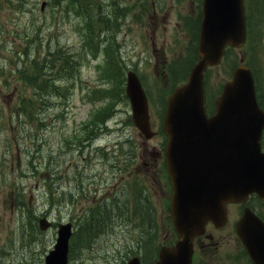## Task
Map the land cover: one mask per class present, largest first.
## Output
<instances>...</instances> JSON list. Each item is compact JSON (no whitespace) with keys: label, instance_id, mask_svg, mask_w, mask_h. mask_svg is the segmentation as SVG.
I'll list each match as a JSON object with an SVG mask.
<instances>
[{"label":"rangeland","instance_id":"1","mask_svg":"<svg viewBox=\"0 0 264 264\" xmlns=\"http://www.w3.org/2000/svg\"><path fill=\"white\" fill-rule=\"evenodd\" d=\"M150 1L0 0V264H45L59 222L75 227L69 264H124L175 240L170 190L146 164L160 136L146 139L131 124L125 76L130 69L143 76L155 121L197 58L183 31L176 41L170 32L157 38L160 12ZM156 3L174 8L175 21L193 9L190 0ZM254 6L250 46L208 71L211 99L242 58L264 99V0ZM104 200L111 210L99 214ZM257 207L264 213V203ZM95 210L89 231L86 213ZM43 216L51 229L40 228ZM207 233L212 248L200 264H248L232 223Z\"/></svg>","mask_w":264,"mask_h":264},{"label":"water","instance_id":"2","mask_svg":"<svg viewBox=\"0 0 264 264\" xmlns=\"http://www.w3.org/2000/svg\"><path fill=\"white\" fill-rule=\"evenodd\" d=\"M199 59L187 82L177 87L167 100L163 121L168 135L166 161L173 185L171 212L179 239L173 247H163L154 264H191L192 240L212 220L216 226L226 220L228 201H244L249 191L264 194V153L260 138L264 111L258 107L250 67L238 65L231 80L216 99V112L205 109L204 72L218 64L227 45H241L245 39L243 0H205ZM127 94L133 121L147 137L153 135L149 109L141 81L128 72ZM49 223L42 221V227ZM262 223L246 208L238 222V232L249 251L264 264L257 237ZM71 224H61L58 242L47 264H67ZM262 260V261H261ZM128 264H141L135 256Z\"/></svg>","mask_w":264,"mask_h":264},{"label":"flooded vegetation","instance_id":"3","mask_svg":"<svg viewBox=\"0 0 264 264\" xmlns=\"http://www.w3.org/2000/svg\"><path fill=\"white\" fill-rule=\"evenodd\" d=\"M203 0H201L202 3ZM152 5H153V10L152 12H154V14H156V17L158 16L159 12H160V16L159 18H156V21L158 23L157 27L162 26L163 31L160 33L161 36L158 38H161L162 41H166V36L167 33L170 32V34L173 37H179L180 33L183 31V34L180 38H183V40H187V41H198L199 38V30H200V21H201V13L199 12L198 14L195 13L194 17H190L189 21H193L194 23H190L188 25V31L186 30L187 28L183 25L184 21V14L183 17H181L179 20H174V17L172 18V10L170 9H166L163 8L162 6L157 7L156 6V0H152ZM192 11H195V9L193 10H189V15H192ZM171 20H169V19ZM171 24L173 26V29L167 31V29H169L168 25ZM189 28H193L194 31L192 32ZM177 39H174L172 41H176ZM264 106V105H263ZM155 161H157V157L155 158ZM153 170L157 167V165H155L154 163L151 164L150 166Z\"/></svg>","mask_w":264,"mask_h":264},{"label":"trees","instance_id":"4","mask_svg":"<svg viewBox=\"0 0 264 264\" xmlns=\"http://www.w3.org/2000/svg\"><path fill=\"white\" fill-rule=\"evenodd\" d=\"M196 57V54L195 55H193L192 56V59H194ZM110 206H109V204H106V205H103V207L99 210V214L100 213H102V214H105V213H107L106 211L108 210V211H110V208H109ZM96 212L95 213H97L98 212V210H95ZM94 213V214H95ZM98 214V215H99ZM98 215H96V216H94V215H88V219H87V225H88V229H89V231H90V229L92 228V226L90 227V225H89V221L92 219L95 223L98 221L95 217H97ZM148 255H146L145 254V257H144V259L147 257ZM147 262L149 261V260H146Z\"/></svg>","mask_w":264,"mask_h":264}]
</instances>
